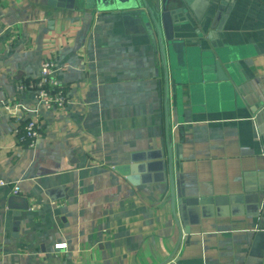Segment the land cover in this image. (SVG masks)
I'll use <instances>...</instances> for the list:
<instances>
[{"label": "crops", "instance_id": "obj_1", "mask_svg": "<svg viewBox=\"0 0 264 264\" xmlns=\"http://www.w3.org/2000/svg\"><path fill=\"white\" fill-rule=\"evenodd\" d=\"M190 1L201 15L220 8L214 40L237 72L217 79L196 47L181 84L169 79L181 235L159 170L144 166L138 184L115 170L164 142V73L142 23L128 10L0 0V264H264V0ZM45 56L67 103L40 110L28 147L12 108L35 106L17 86ZM12 195L28 209L9 207Z\"/></svg>", "mask_w": 264, "mask_h": 264}, {"label": "water", "instance_id": "obj_2", "mask_svg": "<svg viewBox=\"0 0 264 264\" xmlns=\"http://www.w3.org/2000/svg\"><path fill=\"white\" fill-rule=\"evenodd\" d=\"M46 7L66 10L96 8L97 10H128L139 20L147 33L154 39L164 73V142L160 150L148 152L146 155L131 157V162L118 164L115 170L125 176L133 184L143 182V177L149 174H139L138 171H157L154 181L163 182L171 195V207L175 222L180 227L181 235L187 232L184 225L186 206L182 198L186 196L185 178L174 165L173 142L171 136L169 79L173 78L177 85L181 84V69L185 68L186 55L196 51L203 56V66L206 72L211 69L219 80L235 82V64L227 57L215 42L216 24L220 16L219 7L208 6L203 15L190 0H38ZM209 5V3H205ZM218 17V18H217ZM203 36H205L203 38ZM215 39V40H214ZM172 71L170 72V70ZM154 160V161H150ZM140 161H148L140 163ZM145 163V164H144ZM152 182V178H147ZM175 195L178 199L175 200ZM8 206L13 209H28L27 201L16 195L8 200ZM177 209V210H176ZM18 215V214H16ZM19 217V216H18ZM171 259L168 256L158 264H166Z\"/></svg>", "mask_w": 264, "mask_h": 264}, {"label": "built area", "instance_id": "obj_3", "mask_svg": "<svg viewBox=\"0 0 264 264\" xmlns=\"http://www.w3.org/2000/svg\"><path fill=\"white\" fill-rule=\"evenodd\" d=\"M17 88L22 92H31L35 106L28 107L21 103L13 105L12 114L21 126L16 129L18 140L33 147L39 134L40 110L61 109L67 103V98L62 85L55 75V60L53 56L42 58L39 67V75L34 80L21 81ZM6 182L0 179V185ZM13 192H19L17 186L13 187ZM57 248L66 247V244L58 243Z\"/></svg>", "mask_w": 264, "mask_h": 264}]
</instances>
